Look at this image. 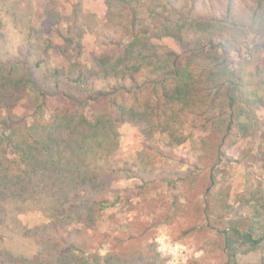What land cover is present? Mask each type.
Listing matches in <instances>:
<instances>
[{
	"label": "rangeland",
	"instance_id": "1",
	"mask_svg": "<svg viewBox=\"0 0 264 264\" xmlns=\"http://www.w3.org/2000/svg\"><path fill=\"white\" fill-rule=\"evenodd\" d=\"M140 1L134 7L110 5L107 0H0V71H12L16 85L32 69L37 85L53 94L39 108L33 87L22 92L18 83L13 98L0 103V134L7 124L24 135L37 118L60 117L69 105L55 95L67 90L79 96L84 93L72 81L69 88L65 86L68 72L90 67L94 54L111 51L115 41L137 27L180 15L225 18L228 1L232 24H214L210 36L184 30L185 40L201 37L186 45L171 36H154L156 59L168 56V49L178 52L200 80V69L215 51L210 49L211 39L221 50L227 46L233 69L241 67L252 86L261 84L264 89V75L254 73L257 66L264 67V24L263 20L253 24L254 0H173L175 9L165 4L156 16L148 12L149 6L160 9L163 0ZM152 32L153 24L149 35ZM203 46L209 49L201 54L198 50ZM147 75L155 71L143 68L137 82ZM84 82L87 88L105 84L100 76H88ZM145 97L143 87L137 100L129 96L126 103L142 107ZM105 105H87L84 114L102 112ZM256 113L264 125V104ZM73 122L68 129L58 126L71 139V148L61 147L74 153L67 152L72 163L75 155H81L88 164L85 172L62 167L38 170L39 179L54 183L28 196L30 190L24 185L13 188L19 174L7 171V180L0 185L6 189L5 206L0 208V264H227L218 229L235 212L245 214L239 221L243 231L252 225L264 228V212L255 222L249 218L264 204V160L257 154L258 135L256 139L228 135L212 170L217 160L211 145L218 138L193 124L178 127L189 135L179 144L158 125L146 127L139 116L120 123L114 133L100 128V140L108 135L101 154L89 150L82 140L87 126L77 125L73 134L78 120ZM66 159L64 154L62 161ZM221 210L227 218L217 215ZM238 264H264V238L256 250L240 255Z\"/></svg>",
	"mask_w": 264,
	"mask_h": 264
},
{
	"label": "trees",
	"instance_id": "2",
	"mask_svg": "<svg viewBox=\"0 0 264 264\" xmlns=\"http://www.w3.org/2000/svg\"><path fill=\"white\" fill-rule=\"evenodd\" d=\"M107 1L110 5L129 3L134 7L141 2L140 0ZM163 1L165 3H161L160 9L150 5L148 12L156 16L165 4L169 9L176 8L173 0ZM254 1L253 24L257 21L260 23V20H263L264 24V0ZM231 12L232 3L228 1L225 18L180 15L176 20L166 22L155 18L157 23L152 19L145 28L137 27L136 32L121 37L119 42L115 41L111 51L101 55L94 54L90 67L71 69L66 75L65 86L69 88L72 85L70 81H72L78 88L81 87L84 93L79 96L70 90L59 91L55 96H60L69 105L63 114H59L60 117L53 119L50 116L49 120L39 117L34 120L35 122L30 125V130L24 135L17 133L10 124L5 125V131L0 134V185L7 180V171L11 169L19 174L13 188H20L24 185L30 190L28 196H33L48 182L49 184L54 183L51 179L44 181V177L39 179L38 170H55L62 167L80 174L85 172L88 164L81 158V155H75L77 160L72 163L67 152L70 155L74 153L61 147V144H67L70 147L71 139L63 136V130L68 129L76 120L78 123L75 124L73 134H76L78 130L77 125H86L88 134L82 140L85 139L89 150L95 149L101 151V154L106 151L105 143L108 135L106 134L104 140H100L97 136L98 130L108 128L114 133L120 123L139 116L145 121L146 127L153 128L158 125L172 141L175 140L178 144L189 136L180 131L178 128L180 125L191 127L193 124L202 132L217 136L218 142L211 145V150L215 152L217 160L212 165V170L217 166L223 154L221 146L228 135L250 136L255 139L258 135L260 144L257 154L261 160H264V149H262L264 148V129H262L264 125L256 113L257 109L264 104V89H261V84L252 86L241 67L233 69L227 46L224 44L225 48L221 50L214 46L213 40L207 38L209 46H213L210 49L215 48V51L209 63L200 69L201 79L198 80L194 70L190 69L188 61L186 63L182 61L180 53L168 49V56L156 59L157 47L151 41L154 36L158 38L171 36L183 42V45L192 43L190 41H199L201 37L185 40L184 30L197 35L210 36L211 26L214 24H232ZM152 24L153 32L154 30L159 32L157 35L153 32L149 35L150 30L152 31ZM208 49L209 47L203 46L198 51L204 54ZM143 68H151L155 71V75H147L142 82L138 83V76ZM255 70V74L264 75V67L257 66ZM33 75L32 69H28L24 78H20L17 82L22 83V87L20 86L22 92L27 91L29 86L33 87L37 99L41 102L38 105L40 108L47 97L53 94L45 90L43 88L45 86L41 83L37 85ZM88 76H100L105 84L99 88L83 87L84 79ZM13 81L12 71L7 73L0 71V103L4 100L10 101L12 96L19 91L18 83L15 85ZM23 84H25L24 88ZM143 87L146 89V99L141 102L142 107H137V103L128 105L126 99L130 96L133 100H137ZM98 102L106 104L100 109L102 112L93 115L84 114L87 105L92 107ZM58 126L64 129L58 131ZM39 128L42 130L40 133H38ZM75 151L78 153L77 150ZM157 152L162 151L157 149ZM64 154L67 159L62 161ZM72 164H75L74 168ZM212 170L210 180L211 184H214L215 177ZM3 190V193L0 190V208L5 206L6 189ZM28 198L26 197V201ZM205 210L208 213V203H206ZM254 210L253 214L249 213L252 222H255V217H261L264 204ZM234 214V218L229 219L222 229H218V232L223 235V250L227 257V264H238L240 255L256 250L264 238L262 226L252 225L250 230L243 231L239 221L244 219L245 214L239 212ZM217 215L226 216L225 218L228 216L225 210H221ZM261 218L264 226V215Z\"/></svg>",
	"mask_w": 264,
	"mask_h": 264
}]
</instances>
